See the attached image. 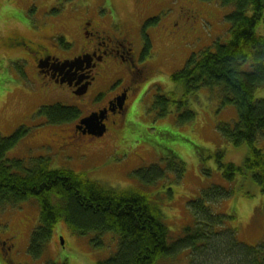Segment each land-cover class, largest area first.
<instances>
[{"label":"rangeland","instance_id":"374dc122","mask_svg":"<svg viewBox=\"0 0 264 264\" xmlns=\"http://www.w3.org/2000/svg\"><path fill=\"white\" fill-rule=\"evenodd\" d=\"M40 1H44L46 7L53 4V1H56L57 5L61 2ZM100 1L104 3L103 0H86L91 7L94 2ZM126 1V6L121 7L123 11L117 7L114 11L120 19V28H103V31L117 41L126 37L131 44L134 42V48L137 52H142V60L145 59L139 64L150 61V70L133 72L127 59V46L123 47L124 49L114 48L113 59H125L127 62L120 61L121 63L115 64V69L113 65L108 73L97 77L99 79L95 81L100 87V101L93 102L94 100L86 98V102L82 103L79 96L82 92L85 93L84 91L73 92L74 97L69 89L58 87V93L50 92L51 94H45L50 97L42 96L43 91L52 88L48 79H35L33 74L28 72L27 64L17 59L20 55L0 51V137H8L20 128L24 131L8 151L9 158L22 159L28 163L29 158L42 157L47 161L48 170L69 172L80 179L96 181L119 191L147 192L150 201L158 208L172 239L179 236L185 227L193 225V214L187 203L189 200L199 196L203 189L211 185L226 186L223 171L216 162V154H222L224 163L241 165L248 149L246 145L235 147L218 132V124L230 123L236 119V110L232 106L220 107L216 99L217 92L207 93L203 88L194 95L190 108L194 110L195 118L180 126L175 124L176 114L172 107L168 108L169 113L163 117H156L149 107L158 95L177 97L179 90L176 89L171 76L183 70L193 54L198 58L202 50L213 46L212 43L228 40L229 25L224 19L225 9L216 2L175 0L169 5L165 3L164 8L156 6L155 10L154 6L149 7L146 4V0ZM192 9H196L199 16L191 30H188L187 37H184L183 23L189 26L186 17H189V11ZM80 12L77 10L76 14L79 15ZM76 14L74 17L65 15L51 18L45 29L48 28V34H52V25L60 24V27H57L58 32L63 33L66 40H74L76 45H80L84 42L82 36L72 34L78 24L79 16L77 18ZM167 16V20L160 22L161 18ZM154 18L156 20L152 25L153 32H146V28L151 25L147 20L151 19L152 22ZM94 19L102 25H109L107 19L101 20L95 16ZM7 22V18L0 17V35L6 36L7 29L11 30L12 24ZM74 23L76 26H72ZM174 23L181 29L172 34L170 30L173 29ZM257 31L258 34L264 35V22L259 24ZM142 33L144 38L140 48L139 36ZM55 41H49L48 46L57 48ZM21 59H25V56ZM86 81L88 78L84 79L80 86ZM38 85L43 87L41 94L36 90ZM123 87L128 89V107L118 109L121 108L119 96ZM112 97H115L113 101L117 108L110 104L109 112L114 114L107 117V111H97V107ZM256 97L264 99V88L257 90ZM56 103L74 108L76 118L70 122L53 123L47 117L37 114L40 107ZM96 114L102 115L103 118L99 121ZM88 116L96 118L83 124L79 122V130L83 128L84 133L88 130V134L95 137L100 135L98 127L103 124V136L95 137L96 140H88L86 136L80 135L61 139L62 132ZM112 122H115V125ZM96 123L98 125H95ZM66 135L70 137V134ZM256 146L264 148V135L259 137ZM176 164L184 165V171L180 173ZM148 168L161 171L163 178L153 181L149 176L152 173L148 174L147 171L143 172L145 177L140 180L133 173ZM151 181L154 184L149 185ZM234 185L235 183L232 186L236 194L220 201H210L211 211L213 214L229 217L221 220L224 221L225 228L235 229L238 242L254 246L264 241V196L249 181ZM246 191L250 192V196L244 194ZM50 195V202L57 208V195ZM38 209L36 202L31 200L14 209L5 206L0 211V241L9 234L13 237L10 238L12 242L7 240L4 243L10 249V255L4 254L2 250L6 248L4 246V249H1L0 245L3 254V257L0 256V264H96L107 258L116 248L115 238L109 233L101 237L94 233L89 236H77L68 230L63 221H59L54 225L47 240L46 253L39 260H32L28 257L26 248L31 231L38 222ZM199 215L201 216V213ZM219 240V236H214L211 241L217 245L208 243L210 248L206 253L211 256L208 264H215V258L218 257V254L211 253L214 247L215 252L223 250ZM12 243H16V247H12ZM7 257L14 258V261L8 260ZM188 258L189 252L182 249L175 252L173 258L161 257L155 264H189Z\"/></svg>","mask_w":264,"mask_h":264},{"label":"trees","instance_id":"16d2710c","mask_svg":"<svg viewBox=\"0 0 264 264\" xmlns=\"http://www.w3.org/2000/svg\"><path fill=\"white\" fill-rule=\"evenodd\" d=\"M198 1L216 2L225 9L229 39L212 43L213 46L202 50L198 58L193 54L185 68L171 76L179 90L177 97L158 95L152 100L149 110L156 117H163L172 107L176 114L175 124L184 125L196 115L190 108L193 96L203 88L207 93L217 92L218 105L235 108L236 119L230 123H220L216 128L222 138L235 147L246 145L248 153L243 162L241 165L224 163L222 154H216V162L223 171L226 186L211 185L189 200L187 203L193 214V225L185 227L179 236L171 239L170 231L147 192L119 191L96 181L80 179L69 172L51 171L46 168L47 161L42 157L29 158L28 163L9 158L8 151L24 131L20 128L8 137H0V211L5 206L14 209L31 200L39 208L38 222L31 231L26 248L30 259L39 260L46 253L47 240L54 225L63 221L68 230L77 236L94 233L101 237L109 233L115 238L116 248L96 264H155L161 257L173 258L175 252L182 249L189 252V264H208L211 256L206 250L210 248L209 242L212 246L217 245L211 241L214 236L220 237L219 242L223 246V250L215 252L214 247L211 252L212 255L218 254L215 264H264V241L254 246L238 242L235 229L225 228L221 220L229 217L213 214L210 205V201L234 196L233 183L236 186V183L249 181L264 196V148L256 146L259 137L264 135V99L256 97L257 90L264 88V35L257 31L259 24L264 22V0ZM0 17L5 18V14L0 13ZM197 17L193 21L189 15L187 24L190 28ZM166 18H161L160 22ZM155 20L147 21L154 24ZM179 29V26L173 27L171 32ZM37 114L53 123L70 122L77 116L74 108L57 103L40 107ZM175 166H178L180 173L184 171V165ZM154 169L133 173L140 180L145 177L143 172L147 171L148 174L152 173L149 176L153 181L163 178L162 172ZM50 194L57 195V208L50 202ZM244 194L250 196L249 191ZM10 238H13L11 234L6 235L0 243ZM6 249L2 250L4 254ZM7 259L14 261L12 257Z\"/></svg>","mask_w":264,"mask_h":264},{"label":"flooded vegetation","instance_id":"af4514ba","mask_svg":"<svg viewBox=\"0 0 264 264\" xmlns=\"http://www.w3.org/2000/svg\"><path fill=\"white\" fill-rule=\"evenodd\" d=\"M103 1L104 3L101 1L99 3L94 2V6L91 7L86 0H61L59 5L55 4L56 1H53V4H49V6L46 7V5L43 4L44 1L41 2L40 0H0V13L5 14V18H7L9 24H12L10 25L11 30L7 29L6 33L8 34L6 36L0 35V51L5 53L13 52L20 55L17 59L20 62L27 64L28 72H31L35 79H48L50 86L52 87L49 88L48 91H43V87L40 85L36 86V90L39 94H41L42 91L44 92V94H41L42 96L50 97L45 94L50 92L58 93L57 89L60 87L63 89H69L74 97L75 95L73 92L80 91L81 93L84 91L85 93L82 92V95L79 96L81 97L82 103L86 102V98L94 100L93 102L100 101L101 96L99 95L101 91L95 80L99 79L97 77L101 74L108 73L113 65L115 69V64L121 63L120 61H126L125 59H113L114 48H123L127 46L126 48H128L129 51V57L127 59L134 70L133 72L143 70L149 71V67L152 65L148 60H146L144 64H139L145 59L142 60V52H137L134 48V42L131 44L130 40L126 37H123L121 41H117L110 38V36L103 31V28H111L113 30L120 28V19L114 12L116 11L115 7L121 10V7L126 6L127 1ZM173 2H175V0H146V4L149 7L154 6L155 10L156 6L163 7L165 3L169 5V3L172 4ZM77 10L81 11L79 15L76 14ZM163 12L166 13V11ZM75 14L77 15V18L78 16L79 18L77 27L72 34L78 35V37L82 36V40H84L83 43L76 45L74 40H66L64 34L57 30V27H60V24H53V32L52 34H48V28L45 29V26L51 18H58L59 16L63 17L65 15L74 17ZM189 15L193 21L199 16L195 9L189 11ZM94 16L101 20L107 19L109 25H102L99 21L98 23L95 21ZM186 19L189 20L188 17H186ZM184 23L182 30H184V37H187L186 34L191 28ZM176 24L177 23L173 24L174 28L178 27ZM140 25L141 24H139V26ZM152 25L153 24L146 28V32H151ZM72 26H76L75 23ZM175 33L172 32V34ZM142 36L143 33L139 36L141 40V43L139 40L140 48L142 46V38H144ZM184 37L182 36V38ZM51 40L57 41V48L48 46V42ZM23 55L25 56V59H21ZM18 60L15 61L18 62ZM86 78H88V81H86L83 86H80L82 81ZM119 97V101L121 102L119 107L121 108L118 109H122L123 106L128 107V89L123 87ZM114 98L115 97H112L110 100L105 101L100 107H97V111H107V117L113 115L114 113L112 114V112H109L111 108L108 107L110 104L111 106H114ZM114 107L117 108L116 105ZM80 120L70 129L62 132L60 135L61 139L74 138L75 136L80 135L86 136L88 140H96L97 138L88 134V130H86L85 133L83 128L79 130ZM112 124L115 125V122H112ZM66 134H70V137ZM15 244L12 243V247ZM0 245L1 247L5 246L4 243H0ZM7 253H10L8 247L5 254Z\"/></svg>","mask_w":264,"mask_h":264},{"label":"water","instance_id":"95a60500","mask_svg":"<svg viewBox=\"0 0 264 264\" xmlns=\"http://www.w3.org/2000/svg\"><path fill=\"white\" fill-rule=\"evenodd\" d=\"M96 117H97V116H96ZM96 117H92V116H91V117H89V118L86 119V120L84 119V121L82 120L81 123L83 124V122L89 121L90 119H92V118H96ZM97 118L101 120L103 117H102V115H100V117H97ZM95 125H98V124L96 123ZM98 130H99V132H101L99 136H102L103 133L105 132V127H104V125L102 124L101 126H99V127H98ZM99 136H97V137H99Z\"/></svg>","mask_w":264,"mask_h":264}]
</instances>
